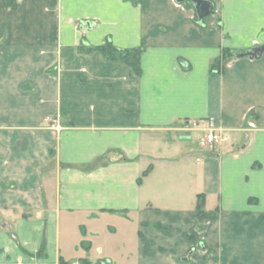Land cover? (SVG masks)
<instances>
[{"label": "crops", "instance_id": "1", "mask_svg": "<svg viewBox=\"0 0 264 264\" xmlns=\"http://www.w3.org/2000/svg\"><path fill=\"white\" fill-rule=\"evenodd\" d=\"M207 1L0 0V264H264V0Z\"/></svg>", "mask_w": 264, "mask_h": 264}, {"label": "trees", "instance_id": "2", "mask_svg": "<svg viewBox=\"0 0 264 264\" xmlns=\"http://www.w3.org/2000/svg\"><path fill=\"white\" fill-rule=\"evenodd\" d=\"M89 52H98L100 53L105 59L110 61H121L126 65L130 66L136 75L141 74V58L144 52L143 48H135V49H128V50H121L116 48L111 42H107L102 46H97L94 48L89 49ZM231 55L230 52L226 51L222 59L227 58ZM223 60H218L215 62L214 66L212 67L213 70H219L222 65ZM202 196H200L201 198ZM204 200H200L198 204V211L200 216L204 214Z\"/></svg>", "mask_w": 264, "mask_h": 264}, {"label": "built area", "instance_id": "3", "mask_svg": "<svg viewBox=\"0 0 264 264\" xmlns=\"http://www.w3.org/2000/svg\"><path fill=\"white\" fill-rule=\"evenodd\" d=\"M45 122L52 130L60 131L62 129L59 120L51 115L45 118ZM186 130L201 132L203 134V145L210 149H214L221 142L226 141L228 139V136L225 134L223 129L217 127L212 120L207 122H194L192 126H188Z\"/></svg>", "mask_w": 264, "mask_h": 264}, {"label": "water", "instance_id": "4", "mask_svg": "<svg viewBox=\"0 0 264 264\" xmlns=\"http://www.w3.org/2000/svg\"><path fill=\"white\" fill-rule=\"evenodd\" d=\"M178 1L182 3L186 0H178ZM190 1L194 3V6L198 14V18L201 21L208 18L215 12L214 5L210 1L207 0H190ZM263 56H264V45L257 46L247 53H242L237 55L238 58L249 57L250 59H255V60H260ZM180 140L190 141L191 137L183 136L180 138Z\"/></svg>", "mask_w": 264, "mask_h": 264}, {"label": "rangeland", "instance_id": "5", "mask_svg": "<svg viewBox=\"0 0 264 264\" xmlns=\"http://www.w3.org/2000/svg\"><path fill=\"white\" fill-rule=\"evenodd\" d=\"M107 43V42H106ZM203 138V134L202 133H195L194 135H193V140H194V142H196V143H198L199 144V142H200V139H202Z\"/></svg>", "mask_w": 264, "mask_h": 264}]
</instances>
